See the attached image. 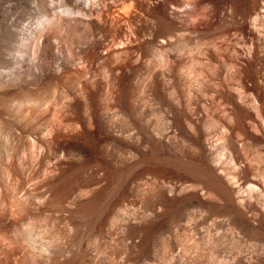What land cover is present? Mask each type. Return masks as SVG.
Listing matches in <instances>:
<instances>
[{
    "label": "bare ground",
    "instance_id": "bare-ground-1",
    "mask_svg": "<svg viewBox=\"0 0 264 264\" xmlns=\"http://www.w3.org/2000/svg\"><path fill=\"white\" fill-rule=\"evenodd\" d=\"M0 264H264V0H0Z\"/></svg>",
    "mask_w": 264,
    "mask_h": 264
},
{
    "label": "rangeland",
    "instance_id": "rangeland-1",
    "mask_svg": "<svg viewBox=\"0 0 264 264\" xmlns=\"http://www.w3.org/2000/svg\"><path fill=\"white\" fill-rule=\"evenodd\" d=\"M26 22H27V21H24L23 24H25ZM7 54H8L9 56H10V54L12 55V53H7Z\"/></svg>",
    "mask_w": 264,
    "mask_h": 264
}]
</instances>
